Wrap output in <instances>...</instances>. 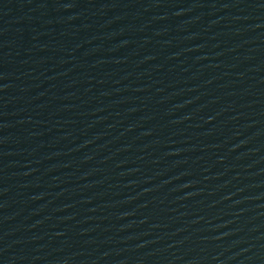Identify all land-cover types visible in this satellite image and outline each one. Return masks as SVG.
Segmentation results:
<instances>
[{
    "label": "water",
    "instance_id": "95a60500",
    "mask_svg": "<svg viewBox=\"0 0 264 264\" xmlns=\"http://www.w3.org/2000/svg\"><path fill=\"white\" fill-rule=\"evenodd\" d=\"M0 264H264V0H0Z\"/></svg>",
    "mask_w": 264,
    "mask_h": 264
}]
</instances>
